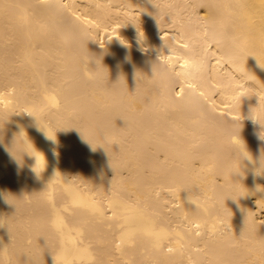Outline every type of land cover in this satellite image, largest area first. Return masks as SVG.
<instances>
[{
	"label": "bare ground",
	"instance_id": "1",
	"mask_svg": "<svg viewBox=\"0 0 264 264\" xmlns=\"http://www.w3.org/2000/svg\"><path fill=\"white\" fill-rule=\"evenodd\" d=\"M157 6L0 0V190L17 198L0 200V241L12 236L14 264H264V176H234L229 142L242 128L254 158L264 148L259 126L240 123L256 95L264 117V0ZM90 52L104 53L99 75ZM187 64L195 79L178 80ZM20 127L48 162L39 180L7 151ZM186 187L207 214L184 206Z\"/></svg>",
	"mask_w": 264,
	"mask_h": 264
},
{
	"label": "clouds",
	"instance_id": "2",
	"mask_svg": "<svg viewBox=\"0 0 264 264\" xmlns=\"http://www.w3.org/2000/svg\"><path fill=\"white\" fill-rule=\"evenodd\" d=\"M148 2L151 3L158 10L157 0H148ZM136 29H137L136 43H137L138 49L142 52H147L148 46L146 43V36H145L141 27L136 28ZM119 41H120L122 46L130 49L129 42L127 40L119 39ZM165 48L168 51H171L172 45L165 44V42L163 41V47L160 50H158L156 59L154 61H152V70H153L154 74H155L157 68H163V66L160 64V56H161V50L163 49V51H164ZM103 55H104L103 52H101L99 54L90 52L89 56L86 57L87 61L91 65V72L93 75H99L101 68H104L102 66ZM253 57H255V56H253ZM130 59H131L130 55L125 57L126 61L130 62ZM256 60H257L258 66L261 69H264V63H261V61L258 58H256ZM97 61H99V63ZM138 73H140V72H137L136 76H138ZM86 75H87V73H86ZM195 77H196V73L193 71V65L192 64H187L185 66L184 70H182L180 73L176 74V78L178 80L195 79ZM256 96L258 97V104L255 107L250 108L247 115L242 114V120L240 121V123H242V121H244L245 119H248V120H251L254 125H258L259 130L256 132V135L260 141L264 142V117H262L261 113L258 111L260 108V101H259V96L258 95H256ZM20 113H26V114H29L32 117H34L35 118V126H36L37 130L42 131L45 134L46 138L51 140L53 143L56 142V133L54 136L49 135L48 128L45 127L39 119H37L36 115L34 114V110H22ZM2 129H0V130H2ZM241 129L242 128H240L238 130L233 129L230 133V136H229V142H230V144H232L234 156L236 157L237 161L239 162L240 170L243 172V175H241L240 171H237L234 173V176L243 177L246 174V171H245L246 168H247V170H250L255 176H264V148L261 149L259 157L254 158L252 156V154L247 150L246 144L241 137ZM233 136L238 138V141H239L238 144L232 143V137ZM0 143H3V137L2 136H0ZM13 147L16 148L17 154H14L12 151L9 150ZM7 151L9 152L10 156L12 157V159L17 164L18 170L24 166L25 157L32 159L34 161V163L31 165L30 170L32 171V173L34 174L36 179L39 180L42 178V174L46 170L48 162H47L44 154L42 152H40L35 147L33 142L29 139V137H28V135H27V133L23 127H20L19 132L14 135V139H13V142L11 144V147H8ZM53 155L54 156L57 155L55 150H53ZM244 161L248 162L247 166H243ZM57 173H59V172H54L52 178L48 181L47 185L53 181V179L55 178ZM240 184L244 188L242 183H240ZM256 190L257 191H264V188H262L261 186L258 185ZM181 192L187 193L186 197L183 200L181 199L184 206H185V200H186L188 202V204L195 206L194 210L196 212L207 214L208 209L202 203L201 194H200L198 188H187L186 187V188L182 189ZM181 192L179 194L180 198H181ZM242 196H244V195H238L235 197L229 195L228 197H226V199L231 198L232 200L235 201L239 197H242ZM14 199H17V198L14 197L11 193H9L5 190H0V200H3L5 203H7L9 205H13L15 207V203L13 202ZM19 200L28 201V197L23 196L22 198H19ZM8 220H9L8 217L0 216V227H5V226L8 227ZM10 236H11V234H10ZM11 244H12V236H11L10 242L7 244H3V242L0 241V245H2V246H0V264H14V255L12 252Z\"/></svg>",
	"mask_w": 264,
	"mask_h": 264
},
{
	"label": "rangeland",
	"instance_id": "3",
	"mask_svg": "<svg viewBox=\"0 0 264 264\" xmlns=\"http://www.w3.org/2000/svg\"><path fill=\"white\" fill-rule=\"evenodd\" d=\"M262 216H264V212H262Z\"/></svg>",
	"mask_w": 264,
	"mask_h": 264
}]
</instances>
